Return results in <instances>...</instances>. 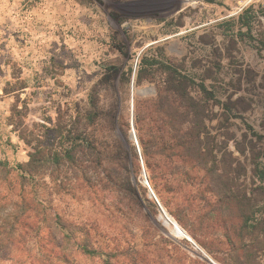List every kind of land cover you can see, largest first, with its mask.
I'll list each match as a JSON object with an SVG mask.
<instances>
[{"label": "rangeland", "instance_id": "1", "mask_svg": "<svg viewBox=\"0 0 264 264\" xmlns=\"http://www.w3.org/2000/svg\"><path fill=\"white\" fill-rule=\"evenodd\" d=\"M240 1L0 0V227L15 230L0 238L1 264H103L80 251L84 224L157 264H245L221 244L225 213L215 215L211 257L199 219L179 215L182 225L155 193L135 119L149 123L159 93L168 108L199 110L217 147L216 184L229 175L252 197L246 264H264V3L240 11ZM61 150L74 175H57ZM31 155L43 162L31 166ZM82 166L87 181H75ZM127 177L155 208L130 206ZM25 202L37 225L28 233L14 222Z\"/></svg>", "mask_w": 264, "mask_h": 264}, {"label": "trees", "instance_id": "2", "mask_svg": "<svg viewBox=\"0 0 264 264\" xmlns=\"http://www.w3.org/2000/svg\"><path fill=\"white\" fill-rule=\"evenodd\" d=\"M175 74L181 77L178 72ZM182 79L185 80V78ZM177 95L184 98L189 94L181 90V92H177ZM190 100L193 101V99ZM161 101L162 93H159L155 105L149 106L150 112L153 113L149 123L145 124L140 118L135 119V125L139 132L141 157L155 193L182 225L181 217L184 215L190 219H199L198 223L203 232V236L199 235L202 238L199 244L201 243L200 245L211 257L216 254L213 248L216 247L215 244L218 240L214 233L217 226L215 215L218 212L225 213V222L223 223L225 243L221 244L230 250L234 260L248 263L252 246L247 244V239L251 236L249 230L253 229L252 223L255 222L252 197L247 189L231 185L233 178L229 175L223 177L225 183L221 182L219 186L216 184L219 170L218 159L215 156L217 147L208 144L211 135L204 121L201 120L202 115L199 110L195 112L196 109L190 106L170 105L168 108L167 104H163ZM134 157L137 159V156ZM30 160L31 166L36 160L38 163L43 162V159L38 160L33 155L30 156ZM51 163L56 166L57 175L61 174L64 167H67L66 170L72 174L78 169L72 155L64 154L62 150L51 157ZM0 166L3 168L4 165L0 163ZM25 166L29 167L30 165ZM20 169L22 172H30V170H24L25 168ZM31 173L33 172L31 171ZM261 177L264 179V172L261 173ZM74 180L87 181L85 167L82 166L80 175L75 173ZM130 183L128 177L122 183L125 197L130 199V206L135 207L136 211L140 213L151 206L155 208L148 199L147 191L140 183L136 184V189ZM196 191L198 194H193ZM165 194H168L170 198L165 197ZM219 194L223 200L217 202L219 204L215 206V199ZM199 202H203V205L201 206ZM30 208L31 204L25 202L22 212L19 214L21 218L17 216L14 218L15 224L21 225L25 233L32 232L35 226L30 215L27 214ZM43 225L48 237L53 233L52 239H54V232L57 230L54 231L55 228L45 221H43ZM85 225H82V229L79 226L81 232L84 230L85 235L82 244L79 245L83 254L90 257L95 256L103 264H157L153 259L141 255L130 243L121 239L122 237L108 238L99 228L90 226L91 228L86 229ZM6 226L7 228L0 227V238L13 235L11 233V231H15L13 225L6 224ZM61 226L62 228L66 227L62 223ZM38 230L43 231L41 226H38ZM39 233L41 234V232ZM192 235L197 240V236ZM44 236L45 234L42 235L43 240H45ZM3 240H0V243ZM58 247L57 245L56 248Z\"/></svg>", "mask_w": 264, "mask_h": 264}, {"label": "bare ground", "instance_id": "3", "mask_svg": "<svg viewBox=\"0 0 264 264\" xmlns=\"http://www.w3.org/2000/svg\"><path fill=\"white\" fill-rule=\"evenodd\" d=\"M167 226H172V230H173V234L176 237L179 238H187L186 234H184L174 223H172L170 220H168V222H166ZM169 228V227H168Z\"/></svg>", "mask_w": 264, "mask_h": 264}, {"label": "built area", "instance_id": "4", "mask_svg": "<svg viewBox=\"0 0 264 264\" xmlns=\"http://www.w3.org/2000/svg\"><path fill=\"white\" fill-rule=\"evenodd\" d=\"M252 1H254V0H242V1L238 2V5L240 7V11H242L243 9L249 8ZM260 1L264 3V0H257V2H260Z\"/></svg>", "mask_w": 264, "mask_h": 264}]
</instances>
